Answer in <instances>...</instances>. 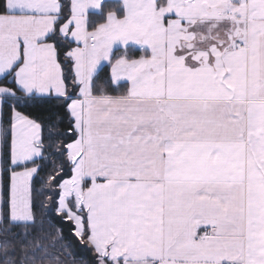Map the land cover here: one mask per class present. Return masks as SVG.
Listing matches in <instances>:
<instances>
[{
  "label": "snow or ice",
  "instance_id": "obj_1",
  "mask_svg": "<svg viewBox=\"0 0 264 264\" xmlns=\"http://www.w3.org/2000/svg\"><path fill=\"white\" fill-rule=\"evenodd\" d=\"M0 264H264V0H0Z\"/></svg>",
  "mask_w": 264,
  "mask_h": 264
}]
</instances>
